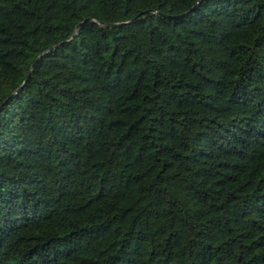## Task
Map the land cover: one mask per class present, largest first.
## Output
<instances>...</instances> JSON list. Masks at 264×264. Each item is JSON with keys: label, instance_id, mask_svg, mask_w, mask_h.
Masks as SVG:
<instances>
[{"label": "trees", "instance_id": "16d2710c", "mask_svg": "<svg viewBox=\"0 0 264 264\" xmlns=\"http://www.w3.org/2000/svg\"><path fill=\"white\" fill-rule=\"evenodd\" d=\"M0 264H264V0H0Z\"/></svg>", "mask_w": 264, "mask_h": 264}, {"label": "water", "instance_id": "95a60500", "mask_svg": "<svg viewBox=\"0 0 264 264\" xmlns=\"http://www.w3.org/2000/svg\"><path fill=\"white\" fill-rule=\"evenodd\" d=\"M93 22H95V23H99V21H97V20H93ZM105 25H107V24H105Z\"/></svg>", "mask_w": 264, "mask_h": 264}]
</instances>
